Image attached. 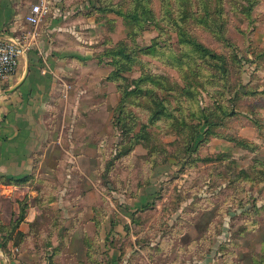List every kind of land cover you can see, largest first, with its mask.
Segmentation results:
<instances>
[{
  "label": "rangeland",
  "instance_id": "374dc122",
  "mask_svg": "<svg viewBox=\"0 0 264 264\" xmlns=\"http://www.w3.org/2000/svg\"><path fill=\"white\" fill-rule=\"evenodd\" d=\"M59 1L77 11L74 37L94 49L97 88L81 97L98 108L94 121L78 126L79 156L51 157L63 170L35 178L45 187L36 200L43 210L34 235L16 238L17 253L29 261L21 263L86 264L92 255L100 264L106 252L117 262L128 255L129 264H264L262 0ZM139 2L155 20L133 23L136 33L105 9ZM121 43L134 59L122 79L108 83V50ZM134 80L142 92L128 98L120 124V102ZM61 110L66 123L58 128L66 131L69 116ZM88 152L96 156L86 158ZM75 164L80 185L64 190L60 209L50 205L53 190L44 182L71 180ZM88 181L95 184L89 206ZM86 229L92 233L82 236Z\"/></svg>",
  "mask_w": 264,
  "mask_h": 264
},
{
  "label": "crops",
  "instance_id": "0c3cea01",
  "mask_svg": "<svg viewBox=\"0 0 264 264\" xmlns=\"http://www.w3.org/2000/svg\"><path fill=\"white\" fill-rule=\"evenodd\" d=\"M46 1L49 2V14L40 24L33 25L27 20L34 5L32 0H0V36L25 35L28 42V50L21 59L18 73L10 81L0 84V264H22L26 261L25 253H17L21 244L16 243V238L34 235L33 224L41 217L43 204L40 202L38 207L36 200L43 192L39 189L45 187L38 179L49 169L52 173L62 171L59 160L65 154L75 158L79 156L77 149L81 138L78 126L84 118H87L88 125L94 121L90 117L98 108L91 99L81 97L90 92L94 96L96 76L101 71L96 70L92 60L94 49L81 45L72 34L71 15L77 11L65 9L59 0ZM257 26L261 27L260 23ZM87 42H90L89 38L85 40ZM105 87V84L99 86L104 96L103 104L109 98H105ZM61 109H65L69 116L66 131L58 128L66 123L64 118L61 119ZM90 140L88 135L89 149ZM91 149L95 151L94 146ZM54 156L59 160L51 163L49 159ZM85 156L88 158L96 154L88 152ZM70 171L72 179L67 182H55L50 186L44 182L47 188L53 190L50 205L56 204L59 209L65 202L64 190L80 185L79 181L73 180V174L82 170L75 164ZM85 188L87 196L84 200L89 206L93 203L90 194H95V184L88 181ZM23 208L24 217L21 219ZM18 220L20 223L16 225ZM119 231L122 235L128 234L125 230ZM87 233L92 232L82 230V236H87ZM90 253L86 250V254ZM100 253L106 258L100 264H129L126 262L128 255L117 262L114 255ZM26 257L30 260V256ZM93 258L88 256L86 264H94L96 261L91 262Z\"/></svg>",
  "mask_w": 264,
  "mask_h": 264
},
{
  "label": "trees",
  "instance_id": "16d2710c",
  "mask_svg": "<svg viewBox=\"0 0 264 264\" xmlns=\"http://www.w3.org/2000/svg\"><path fill=\"white\" fill-rule=\"evenodd\" d=\"M140 2L138 5H135L134 8H132V6H130L129 4V8H127L126 10L123 9L122 7L120 8H117L116 6H112L113 8H105L107 11L109 12H113L119 16H122L124 21H125V24L127 27H129V29H131V32H134L136 33L137 31H134V28H131L133 26V23H135L136 25H142V24H145L146 22H151L153 23L154 20H155V17H152L149 15L148 11L149 10H145V5L144 6H140ZM197 47L204 51L205 53H208L210 55H212V57L214 58H218L221 60V57H219L217 54L213 53L212 51H210L209 49H207L206 47H203L201 45H197ZM154 50H155V47H154ZM128 45L126 44H120L118 46V48H113L112 50H108V54L107 55H110L113 57V66H114V71L112 73H110V75L108 76V80H111V81H117V80H120L122 79V73H126L128 71V69L130 68H127V67H130L131 64H129V61H132L134 59V56L130 53H128ZM124 57V59L122 58ZM125 60H128V61H125ZM125 61V62H124ZM139 82L138 80H134V83L136 84L135 85V88L132 89V90H128V88L126 87L125 89L127 90H124V93H123V97L121 99V102H120V118L118 120V122L120 124H123L121 121V116L123 118V115H124V110H125V107L128 106L129 104V100L128 98L130 96H132L133 94H140L141 92H137L138 91V85H139ZM160 109L161 110H164V109H167V106L166 105H163L160 106ZM157 115L159 113H156ZM119 124V126H120ZM121 130H123V127L121 125L120 127ZM130 129H128L126 132H128ZM125 131V130H123ZM24 208L22 209V217L21 219L24 217ZM20 223V220L17 221L16 225H18Z\"/></svg>",
  "mask_w": 264,
  "mask_h": 264
},
{
  "label": "built area",
  "instance_id": "2783aa9c",
  "mask_svg": "<svg viewBox=\"0 0 264 264\" xmlns=\"http://www.w3.org/2000/svg\"><path fill=\"white\" fill-rule=\"evenodd\" d=\"M49 2L42 0L34 4L27 16L29 23L40 24L44 17L49 14ZM28 50V42L25 35L0 36V84L13 79L18 73L22 57Z\"/></svg>",
  "mask_w": 264,
  "mask_h": 264
}]
</instances>
